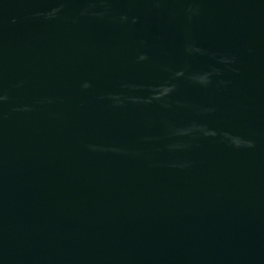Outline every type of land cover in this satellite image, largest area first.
Returning <instances> with one entry per match:
<instances>
[{
	"label": "water",
	"instance_id": "1",
	"mask_svg": "<svg viewBox=\"0 0 264 264\" xmlns=\"http://www.w3.org/2000/svg\"><path fill=\"white\" fill-rule=\"evenodd\" d=\"M0 264H264V0H0Z\"/></svg>",
	"mask_w": 264,
	"mask_h": 264
}]
</instances>
